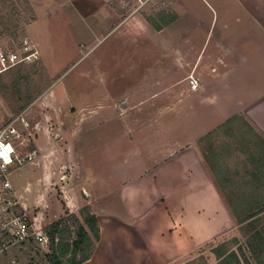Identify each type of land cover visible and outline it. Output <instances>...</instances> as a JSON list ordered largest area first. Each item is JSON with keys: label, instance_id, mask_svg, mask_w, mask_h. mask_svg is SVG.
Returning a JSON list of instances; mask_svg holds the SVG:
<instances>
[{"label": "rangeland", "instance_id": "374dc122", "mask_svg": "<svg viewBox=\"0 0 264 264\" xmlns=\"http://www.w3.org/2000/svg\"><path fill=\"white\" fill-rule=\"evenodd\" d=\"M238 3L0 0V49L19 51L27 40L39 52L37 62L0 75V113L29 109L33 135L22 149L39 153L33 162L12 168L8 180L19 201L31 204L48 197L46 218L48 223L62 218L65 243L74 241L82 209L60 213L59 185L38 187V163L46 152L61 148L72 156L75 145L83 171L95 177L103 169L115 185V172L125 173L122 180H135L171 151L194 144L236 218L234 235L223 239L226 263L264 264V209L238 222V217L264 208V149L250 144L251 133L229 136L223 127L238 114L235 101L253 104L264 95V37ZM160 14L176 20L157 32L147 19ZM219 72L227 77L224 86L217 83ZM190 79L196 80V90ZM220 102L223 112H215ZM40 124L47 127L45 133ZM43 135L49 138L43 140ZM246 141L241 149L238 143ZM106 142L111 147L103 154ZM83 190L79 193L86 200ZM218 243L180 264H215L211 249ZM46 257L39 245L30 243L0 256V264H46Z\"/></svg>", "mask_w": 264, "mask_h": 264}, {"label": "crops", "instance_id": "0c3cea01", "mask_svg": "<svg viewBox=\"0 0 264 264\" xmlns=\"http://www.w3.org/2000/svg\"><path fill=\"white\" fill-rule=\"evenodd\" d=\"M238 7L249 14L255 24L253 28H260L258 31L264 37V0H239ZM216 76L218 84L227 83L223 73ZM221 102L216 103L215 112H223ZM252 103L246 105L237 100L232 106L237 109V117L264 141V95ZM40 128L43 133L47 130L43 124ZM56 134L59 140V133ZM45 138L49 135H43V140ZM110 147V143L101 144V152L108 153ZM81 161L75 145L72 156L65 155L61 148L46 152L38 163L42 176L37 185L41 188L59 185L60 213L62 209L71 214L89 209L94 216L99 240L94 242L90 258L83 264L189 263L191 255L219 242L211 249L215 257L212 250L225 246L227 240L223 239L234 235L235 215L225 205L220 189L194 144L171 151L162 163L149 172L143 169L135 180H122L125 173L115 172L114 177L119 181L115 185L111 183V174L103 169L95 177L83 171ZM83 188L86 200L79 193ZM77 194L79 199H76ZM47 200L48 197L31 204L20 200L29 217L42 230L43 223H48ZM33 210L38 212L33 213ZM225 255L221 259L215 257L216 263H221Z\"/></svg>", "mask_w": 264, "mask_h": 264}, {"label": "built area", "instance_id": "2783aa9c", "mask_svg": "<svg viewBox=\"0 0 264 264\" xmlns=\"http://www.w3.org/2000/svg\"><path fill=\"white\" fill-rule=\"evenodd\" d=\"M39 60L34 43L24 41L19 51L0 49V75L21 65ZM189 86L196 90L197 82L190 79ZM29 109L15 114L0 113V256L33 241L46 254L50 252V240L22 207L10 181L8 172L15 167L33 162L38 158L36 150L24 152L33 130L26 117Z\"/></svg>", "mask_w": 264, "mask_h": 264}, {"label": "trees", "instance_id": "16d2710c", "mask_svg": "<svg viewBox=\"0 0 264 264\" xmlns=\"http://www.w3.org/2000/svg\"><path fill=\"white\" fill-rule=\"evenodd\" d=\"M175 20L176 17L173 15L160 14L155 19L148 18L147 22L155 31L160 32L162 28H165L168 25L172 24L173 22H175ZM19 66L20 65H18L17 67ZM236 123H239V126L245 127L246 131H244L240 127H237ZM223 127L226 128L227 135L229 136L237 134L240 137L244 136V134L251 133L253 136V142H251L250 144L253 146H261L264 149V141L262 140V138L259 137L258 134H256L242 118L234 116L228 119L224 123ZM248 142L249 141H246L245 145L242 143H238V146L241 149L246 148L249 144ZM249 157L252 158L253 155L251 154L249 155ZM260 166L264 167V155L260 158ZM263 172L264 171H262V173ZM262 173H260L261 176ZM248 175H250V173H248ZM251 175L253 180H256V182H260V177L258 175H254L253 173H251ZM263 209V207H259L255 212L251 214L238 217L239 224H243L244 222L252 219L253 216L260 214ZM81 214L83 217L82 222L78 226V229L75 233V239L71 242V245H69V243H65L62 239V235L65 232L64 227L62 226V220H58L57 222H54L43 229V233L50 240V252L49 254H47L46 264H63V259H66L67 264H83L84 262L89 260L91 252L93 250V244L94 242H97L99 240V231L94 216L91 215L88 210L83 209L81 211ZM30 243L35 244L33 241H30ZM223 248L224 246H221L212 250L216 258H222V255L224 254ZM220 262V264L226 263L225 259Z\"/></svg>", "mask_w": 264, "mask_h": 264}]
</instances>
